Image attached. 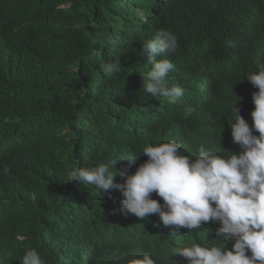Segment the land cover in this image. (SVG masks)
I'll use <instances>...</instances> for the list:
<instances>
[{"label": "trees", "instance_id": "trees-1", "mask_svg": "<svg viewBox=\"0 0 264 264\" xmlns=\"http://www.w3.org/2000/svg\"><path fill=\"white\" fill-rule=\"evenodd\" d=\"M6 3L0 6L3 264H22L29 248L45 264H127L144 253L157 264H187L172 254L176 248L222 242L230 250L233 241L217 236L218 222L172 233L158 215L142 220L121 212L119 190L67 181L73 168L106 164L123 184L119 173L132 174L148 159L146 145L170 140L193 159L201 146L239 153L230 125L235 105L253 123L258 89L246 75L264 65V0ZM161 29L179 38L177 52L165 57L175 66L169 86L184 89L176 104L142 87L151 70L143 44ZM116 59L121 72L106 76L104 64ZM123 157L136 158L117 161Z\"/></svg>", "mask_w": 264, "mask_h": 264}, {"label": "clouds", "instance_id": "clouds-1", "mask_svg": "<svg viewBox=\"0 0 264 264\" xmlns=\"http://www.w3.org/2000/svg\"><path fill=\"white\" fill-rule=\"evenodd\" d=\"M178 40L172 31L161 29L156 38L143 44L151 70L142 87L151 97H166L172 104L181 101L184 89L178 84L169 86L168 77L175 66L165 57L177 52ZM121 70L119 59L103 66L106 76ZM246 79L258 91L252 94L251 127L236 105L233 109L231 137L239 146V153L228 151L230 155L223 156L201 146L193 159L181 154L182 144L170 140L146 145L142 155L148 159L132 174L119 173L123 184L114 182L117 172L114 174L106 164L73 168L67 182L91 185L105 193L119 190L123 197L121 212L142 220L151 214L158 215L162 225L172 233L218 222L217 236L233 241L232 248L229 250L222 242L212 246L192 243L176 248L172 254L183 257L187 264H264V65L248 73ZM135 158L123 157L117 161ZM117 161L112 162V168ZM4 174H10V170L5 168ZM153 193L163 203L153 199ZM22 264L45 262L36 249L29 248ZM127 264H157V261L144 253L129 259Z\"/></svg>", "mask_w": 264, "mask_h": 264}, {"label": "bare ground", "instance_id": "bare-ground-1", "mask_svg": "<svg viewBox=\"0 0 264 264\" xmlns=\"http://www.w3.org/2000/svg\"><path fill=\"white\" fill-rule=\"evenodd\" d=\"M5 5H7V3H6V0H0V6H5ZM2 15L0 14V19H2Z\"/></svg>", "mask_w": 264, "mask_h": 264}]
</instances>
